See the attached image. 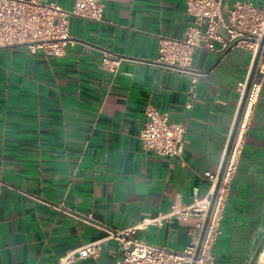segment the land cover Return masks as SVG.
<instances>
[{"label": "crops", "instance_id": "obj_1", "mask_svg": "<svg viewBox=\"0 0 264 264\" xmlns=\"http://www.w3.org/2000/svg\"><path fill=\"white\" fill-rule=\"evenodd\" d=\"M101 1L103 21L72 17L64 56L0 47V264H54L67 250L105 235L57 206L122 230L143 214L189 204L195 189L207 195L206 173L222 168L250 51L197 48L190 71H178L158 60L159 43L185 32L192 20L186 0ZM251 1L264 7V0ZM217 31L229 37L222 27ZM105 53L122 58L116 71L102 67ZM148 107L185 126L179 156L144 149L139 134ZM243 143L215 264H249L263 232L264 82ZM196 221H165L134 236L183 250ZM105 248L101 262L112 264L118 254L110 248L115 259L106 261Z\"/></svg>", "mask_w": 264, "mask_h": 264}, {"label": "built area", "instance_id": "obj_2", "mask_svg": "<svg viewBox=\"0 0 264 264\" xmlns=\"http://www.w3.org/2000/svg\"><path fill=\"white\" fill-rule=\"evenodd\" d=\"M185 2L186 12L192 20L181 37L161 38L158 58L160 62L178 71L187 72L190 71L197 48L217 50L222 53L231 47L243 48L250 51L252 65L260 52L241 122L232 143L205 231L203 233L220 173H206L212 181L207 195L201 197L195 189L193 200L189 204L174 203L165 212L156 215L143 214L133 226L122 230L97 221L90 214L72 212L63 205L57 206L59 210L71 214L74 218L101 229L105 235L67 250L54 264H78L81 261H90L88 264H103L102 252L111 242L116 243L122 252L112 264H215L214 245L221 234L220 224L229 188L244 146L245 130L239 138V129L247 107L251 105V113L264 82V7L256 5L251 0H236L232 4L228 0H186ZM103 12L104 4L101 0H74L71 9L49 0H0V47L22 46L31 54L43 52L48 57L64 56L70 41L72 17L103 21ZM218 27L226 30L229 35L227 39L218 33ZM121 60V57L105 53L101 65L103 68L116 71ZM251 69L248 77L239 83L240 102L245 95ZM194 74L189 90L193 97L196 94L199 73ZM191 106L192 102L189 101L187 107ZM237 117L238 115L232 124L228 145ZM139 137L147 151L163 156H179L185 137V126L173 122L167 112L148 107ZM192 217H196L197 221L190 229V242L183 250L148 243L134 236L139 229L160 227L165 221H185Z\"/></svg>", "mask_w": 264, "mask_h": 264}, {"label": "water", "instance_id": "obj_3", "mask_svg": "<svg viewBox=\"0 0 264 264\" xmlns=\"http://www.w3.org/2000/svg\"><path fill=\"white\" fill-rule=\"evenodd\" d=\"M259 56H260V52L255 57L253 65H252L251 73H250V76H249V79H248V83H247L246 92H245V95H244V97L242 99V102H241V105H240V108H239V112H238V117H237V120H236V124L234 126L232 137H231V140H230L228 148H227L226 157H225V160L223 162L222 168L220 170L217 186H216L213 198H212L211 208L209 210V214H208V217H207V220H206V223H205V227H204L203 233H204L205 228L207 226V223H208V220H209V216H210V213H211V209H212V206L214 204L218 189H219L221 181H222L223 173H224V170H225V167H226L228 156L230 154V150H231V147H232V143H233L234 137L236 135V132H237L238 127H239V124L241 122V118H242L243 111H244V106H245L247 93H248L250 84H251L252 79L254 78V75H255V72H256V67H257ZM249 264H264V228H263V232H262V234H261V236H260V238H259V240H258V242L256 244V248H255V250H254V252L252 254V257L250 259Z\"/></svg>", "mask_w": 264, "mask_h": 264}, {"label": "rangeland", "instance_id": "obj_4", "mask_svg": "<svg viewBox=\"0 0 264 264\" xmlns=\"http://www.w3.org/2000/svg\"><path fill=\"white\" fill-rule=\"evenodd\" d=\"M110 248L114 249L116 251V253L118 254L117 256L119 257L122 252L119 250V246L114 243V242H111V244L105 248V251H104V258L106 259V261H111L114 260L115 258L113 257V255L110 253Z\"/></svg>", "mask_w": 264, "mask_h": 264}, {"label": "bare ground", "instance_id": "obj_5", "mask_svg": "<svg viewBox=\"0 0 264 264\" xmlns=\"http://www.w3.org/2000/svg\"><path fill=\"white\" fill-rule=\"evenodd\" d=\"M250 109H251V105L249 104V106L246 109V112L244 113L243 120H242L240 129H239V135H238L239 138L241 137V135L243 134V132L245 130V126H246V123H247V120H248V117L250 114Z\"/></svg>", "mask_w": 264, "mask_h": 264}]
</instances>
